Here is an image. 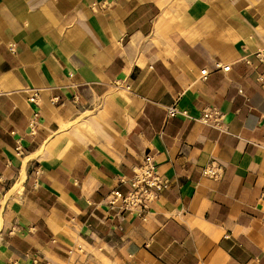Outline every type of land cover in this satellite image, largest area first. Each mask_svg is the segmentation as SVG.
<instances>
[{
    "label": "crops",
    "instance_id": "0c3cea01",
    "mask_svg": "<svg viewBox=\"0 0 264 264\" xmlns=\"http://www.w3.org/2000/svg\"><path fill=\"white\" fill-rule=\"evenodd\" d=\"M263 48L264 0H0V264H264ZM146 153L143 220L107 203Z\"/></svg>",
    "mask_w": 264,
    "mask_h": 264
},
{
    "label": "built area",
    "instance_id": "2783aa9c",
    "mask_svg": "<svg viewBox=\"0 0 264 264\" xmlns=\"http://www.w3.org/2000/svg\"><path fill=\"white\" fill-rule=\"evenodd\" d=\"M252 57L258 59L264 64V48L256 51L252 54ZM245 61L250 64L251 59L245 58ZM231 64L224 65L220 61L215 63V70L229 71ZM208 68H204L200 71V78L205 80L210 74ZM121 87V85H119ZM125 88V87H121ZM31 103H38L39 90L35 89L28 97ZM170 115H184L188 116L187 111L178 110L176 106H172L168 109ZM37 113H35L30 120L29 127L30 132L35 133L37 126ZM196 120L212 125L216 128L225 127V116L222 111L216 106L205 107L199 117ZM203 174L206 176L219 179L223 175V166L214 163H210L203 169ZM132 189L127 193H123L118 189H114L108 195V206L111 210L118 211H133L143 220H146L151 210V206L159 198L160 193L169 188L171 181L165 177L156 162L153 154L146 153L140 163L134 169V175L130 179Z\"/></svg>",
    "mask_w": 264,
    "mask_h": 264
}]
</instances>
